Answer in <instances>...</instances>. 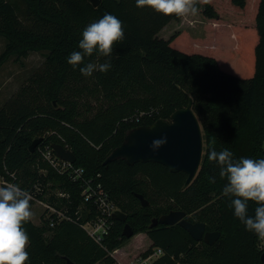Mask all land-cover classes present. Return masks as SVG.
Instances as JSON below:
<instances>
[{
  "label": "trees",
  "instance_id": "trees-1",
  "mask_svg": "<svg viewBox=\"0 0 264 264\" xmlns=\"http://www.w3.org/2000/svg\"><path fill=\"white\" fill-rule=\"evenodd\" d=\"M231 3L247 10L243 21L252 22L246 28L234 25L233 38L210 35L228 48L225 60L173 45L183 31L160 39L158 34L175 14L137 8L135 0H102L98 7L91 0H0V36L7 40L4 58L31 52L45 56L32 88L0 108V170L17 171L28 190L39 183L37 196L68 217L54 226L47 220L23 225L30 237L26 264H67V259L75 264H118L112 252L130 239L123 235L126 223L135 235L145 232L151 239L144 255L163 249L155 264H264L259 238L233 216L231 198L223 193L226 178L207 159L210 146L217 151L228 148L235 159L264 158V0ZM197 7L209 19L220 16L209 0H197ZM105 13L123 21L125 38L114 45L110 58L95 53L86 57L85 64L110 59L112 67L85 77L66 58L80 50L83 29ZM90 98L101 106L92 105ZM190 98L201 124L204 154L187 187L185 172H171L160 163L130 165L118 159L104 164L130 129L158 119L171 121ZM39 137L43 141L31 153L30 145ZM55 143L74 152L75 167L84 170L81 178L58 173L41 157L39 147ZM86 179L102 183L127 215L125 221L115 220L105 247L82 227L98 214L95 204L85 202ZM139 194L148 206L142 205ZM255 208L250 202L249 215ZM172 210L186 211L189 221L205 223L206 231L220 232L219 238L207 244L178 224L151 226L154 218Z\"/></svg>",
  "mask_w": 264,
  "mask_h": 264
},
{
  "label": "clouds",
  "instance_id": "clouds-1",
  "mask_svg": "<svg viewBox=\"0 0 264 264\" xmlns=\"http://www.w3.org/2000/svg\"><path fill=\"white\" fill-rule=\"evenodd\" d=\"M137 8L151 7L164 15L183 18L198 14L197 0H135ZM125 30L123 21L111 13L88 24L78 43L80 50L71 52L67 59L73 69L79 68L85 77L94 72H107L111 67L110 59L103 63H84L86 57L94 53L110 58L114 45L123 41ZM166 143V137L153 140V150ZM207 159L219 166V175L226 178L223 187L225 196L231 198L233 216L245 227L246 231L264 239V158L240 157L235 159L231 150L217 151L210 146ZM213 182L215 177L212 178ZM31 196L17 183L0 185V264H26L29 261L27 247L30 237L23 225L33 217ZM250 202H255V214L249 215Z\"/></svg>",
  "mask_w": 264,
  "mask_h": 264
},
{
  "label": "water",
  "instance_id": "water-1",
  "mask_svg": "<svg viewBox=\"0 0 264 264\" xmlns=\"http://www.w3.org/2000/svg\"><path fill=\"white\" fill-rule=\"evenodd\" d=\"M102 0H91L94 7H98ZM166 137V143L158 149L153 150V140ZM43 141L42 137L33 140L30 152L36 151L38 145ZM57 155L67 161L76 162V155L62 144L52 145ZM204 154V138L201 124L193 110V101L190 98L186 107L177 109L171 117V121L158 119L153 124L141 125L130 129L121 145L112 150L104 164L118 159H124L128 164L138 162H156L165 165L171 172H185L188 177L185 182L187 187L196 176ZM143 206H148L149 201L141 194L138 195ZM117 220L125 221L127 215L117 210L114 213ZM162 225H180L197 241H205L213 244L220 236L219 231H206L203 222H191L187 219V212L183 210H172L167 214L154 218L152 227ZM123 235L131 238L135 235L132 226L126 223ZM264 263V252L261 255ZM67 264H75L67 259Z\"/></svg>",
  "mask_w": 264,
  "mask_h": 264
},
{
  "label": "rangeland",
  "instance_id": "rangeland-1",
  "mask_svg": "<svg viewBox=\"0 0 264 264\" xmlns=\"http://www.w3.org/2000/svg\"><path fill=\"white\" fill-rule=\"evenodd\" d=\"M219 13V18L209 19L205 17L198 8L196 16L177 17L172 20L159 34L160 39L169 40L177 32L183 31L177 36L173 45H176L190 53H214L220 58L227 53V47L223 43L211 37L210 35L232 37L231 29L234 25H240L242 28L248 27L252 19L243 21L247 15V10L238 8L231 3V0H209ZM225 39V38H224ZM244 41V37H242ZM7 45L5 37L0 36V108L11 97L18 92L31 87L32 79L45 66V56L40 52H31L26 57L18 55H9L4 58V51ZM227 60L228 58H222ZM224 61V60H223ZM231 61V60H230ZM32 88V87H31ZM32 90L29 91L32 95ZM29 97V94H26ZM92 105L98 104L94 98L89 99ZM100 105V104H98ZM101 106V105H100ZM107 106L106 103L103 105ZM85 110V108H83ZM93 112V111H92ZM33 211L32 221L40 225V213L43 207L38 205L31 207ZM151 243V239L145 232H140L131 237L128 241L119 247V251L113 254L122 263H127L130 259L139 253L145 251ZM102 264V263H98Z\"/></svg>",
  "mask_w": 264,
  "mask_h": 264
},
{
  "label": "built area",
  "instance_id": "built-area-1",
  "mask_svg": "<svg viewBox=\"0 0 264 264\" xmlns=\"http://www.w3.org/2000/svg\"><path fill=\"white\" fill-rule=\"evenodd\" d=\"M139 120V118L137 119ZM68 149V148H67ZM41 157L60 174L68 173L72 176L73 180H77L83 176L84 170L82 168L75 167L74 162H70L60 158L52 145L45 147H39ZM5 183H17L24 190H26L31 196V207L38 205L43 207L40 213V221L47 220L50 226H54L58 219H67L66 214L58 210L45 200L40 199L37 193L41 191L39 183H34L31 190L22 186V179L17 171H11L7 167L4 170H0V185ZM60 196H66L64 192H58ZM83 196L85 202H92L98 207V214L89 221L82 224V227L88 233V235L100 246L105 247V240L110 235L114 224V213L119 210L116 203L111 199L107 191H105L102 183H94L92 179L85 180V186L83 189ZM54 215V216H53ZM259 246L264 252V239L259 238ZM116 251V250H115ZM112 254H114V252ZM164 254L162 248H154L151 252L144 255L143 252L137 254L127 263L118 261V264H155L156 260ZM179 264V263H178Z\"/></svg>",
  "mask_w": 264,
  "mask_h": 264
},
{
  "label": "crops",
  "instance_id": "crops-1",
  "mask_svg": "<svg viewBox=\"0 0 264 264\" xmlns=\"http://www.w3.org/2000/svg\"><path fill=\"white\" fill-rule=\"evenodd\" d=\"M119 251V249H117L115 252H114V254L116 253V252H118ZM115 258H116V256H115ZM118 261H120L118 258H116Z\"/></svg>",
  "mask_w": 264,
  "mask_h": 264
}]
</instances>
